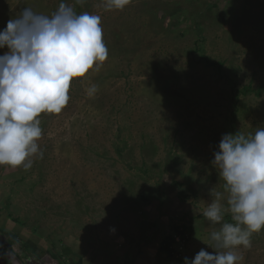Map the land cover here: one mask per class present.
<instances>
[{
	"label": "rangeland",
	"instance_id": "1",
	"mask_svg": "<svg viewBox=\"0 0 264 264\" xmlns=\"http://www.w3.org/2000/svg\"><path fill=\"white\" fill-rule=\"evenodd\" d=\"M61 2L101 17L108 57L71 81L60 113L40 115L43 158L0 165V262L184 264L212 252L218 226L202 212L210 189L225 206L228 195L214 152L224 134L264 127V0H0V30ZM237 252L264 264V228Z\"/></svg>",
	"mask_w": 264,
	"mask_h": 264
},
{
	"label": "clouds",
	"instance_id": "2",
	"mask_svg": "<svg viewBox=\"0 0 264 264\" xmlns=\"http://www.w3.org/2000/svg\"><path fill=\"white\" fill-rule=\"evenodd\" d=\"M131 0H105L107 10H122ZM82 4L83 0H76ZM0 165L32 167L43 158L40 115L60 113L67 105L70 83L99 67L108 57L101 17L78 14L61 2L51 16L25 8L0 30ZM96 91L95 86L89 94ZM228 194L210 189L211 202L202 215L214 226L208 245L184 264H239V246L251 247V236L264 228V127L254 134H224L211 161ZM231 215V222L225 215ZM114 231V229H113Z\"/></svg>",
	"mask_w": 264,
	"mask_h": 264
},
{
	"label": "trees",
	"instance_id": "3",
	"mask_svg": "<svg viewBox=\"0 0 264 264\" xmlns=\"http://www.w3.org/2000/svg\"><path fill=\"white\" fill-rule=\"evenodd\" d=\"M250 90H249V87H247V88H244V90H243V93L245 94V93H248ZM259 94V90L256 92V95H258ZM182 231H180L179 232V237L181 238V239H183V237H184V230L183 229H181ZM168 240H170V238L168 239ZM165 246V248L163 249L164 250V252L166 253L167 252V257H168V247L166 246V244L164 245Z\"/></svg>",
	"mask_w": 264,
	"mask_h": 264
},
{
	"label": "crops",
	"instance_id": "4",
	"mask_svg": "<svg viewBox=\"0 0 264 264\" xmlns=\"http://www.w3.org/2000/svg\"><path fill=\"white\" fill-rule=\"evenodd\" d=\"M123 247V246H122ZM122 247H120V248H122ZM119 248V249H120ZM124 248H122V250H123ZM137 249H138V247H137ZM137 252V251H136ZM141 253H143L142 252V250H141ZM84 255H86V252H85V254H83L81 257H84ZM89 255V254H88ZM91 256V255H90ZM123 256H124V258L126 257L127 259H129V256H130V254L129 253H126V252H124L123 253ZM90 259L91 258H89V261H90ZM123 260V259H122ZM138 260V259H137ZM82 262L84 261L83 259L81 260ZM81 261H79V263L78 264H83V263H81ZM137 263H138V261H136ZM129 264H134V262H131V263H129Z\"/></svg>",
	"mask_w": 264,
	"mask_h": 264
},
{
	"label": "water",
	"instance_id": "5",
	"mask_svg": "<svg viewBox=\"0 0 264 264\" xmlns=\"http://www.w3.org/2000/svg\"><path fill=\"white\" fill-rule=\"evenodd\" d=\"M0 264H2V263L0 262ZM26 264H42V263H39L37 261H32V262H27Z\"/></svg>",
	"mask_w": 264,
	"mask_h": 264
},
{
	"label": "flooded vegetation",
	"instance_id": "6",
	"mask_svg": "<svg viewBox=\"0 0 264 264\" xmlns=\"http://www.w3.org/2000/svg\"><path fill=\"white\" fill-rule=\"evenodd\" d=\"M32 261H34V260L27 261V262H32ZM17 264H22V263H20V261H19V262H17ZM24 264H26V263H24Z\"/></svg>",
	"mask_w": 264,
	"mask_h": 264
}]
</instances>
